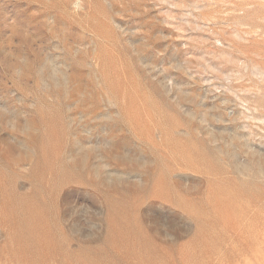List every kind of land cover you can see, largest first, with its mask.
Here are the masks:
<instances>
[{
  "label": "rangeland",
  "instance_id": "374dc122",
  "mask_svg": "<svg viewBox=\"0 0 264 264\" xmlns=\"http://www.w3.org/2000/svg\"><path fill=\"white\" fill-rule=\"evenodd\" d=\"M0 264H264V0H0Z\"/></svg>",
  "mask_w": 264,
  "mask_h": 264
},
{
  "label": "bare ground",
  "instance_id": "6f19581e",
  "mask_svg": "<svg viewBox=\"0 0 264 264\" xmlns=\"http://www.w3.org/2000/svg\"><path fill=\"white\" fill-rule=\"evenodd\" d=\"M30 214H31V218H33V219H35V217H36V218H39V217H40V215H39V211L36 210V209L33 210V211H31Z\"/></svg>",
  "mask_w": 264,
  "mask_h": 264
}]
</instances>
